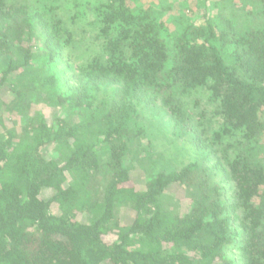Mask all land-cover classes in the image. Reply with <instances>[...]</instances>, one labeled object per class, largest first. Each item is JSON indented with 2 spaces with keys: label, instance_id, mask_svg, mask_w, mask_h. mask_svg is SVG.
I'll return each instance as SVG.
<instances>
[{
  "label": "trees",
  "instance_id": "1",
  "mask_svg": "<svg viewBox=\"0 0 264 264\" xmlns=\"http://www.w3.org/2000/svg\"><path fill=\"white\" fill-rule=\"evenodd\" d=\"M201 1L200 19L180 16L164 36L155 11L133 0H102L76 29L61 25L58 6L0 0V264H264V166L251 159L264 0L244 10L246 24ZM193 90L208 91L217 136L239 137L240 150L139 180L124 165L139 103L162 97L180 124L173 100ZM233 240L238 258L227 254Z\"/></svg>",
  "mask_w": 264,
  "mask_h": 264
},
{
  "label": "rangeland",
  "instance_id": "2",
  "mask_svg": "<svg viewBox=\"0 0 264 264\" xmlns=\"http://www.w3.org/2000/svg\"><path fill=\"white\" fill-rule=\"evenodd\" d=\"M102 0H41L40 4L58 6L56 15L61 19V25L68 29H76L77 26L88 27L87 21L96 16L92 10ZM138 5L151 8L160 18L164 26L162 34H174L180 26V16L188 20L200 19L203 6L201 0H133ZM207 7L212 17L246 24L247 15L245 9L258 8L257 0H207ZM83 14L78 19V14ZM78 19V20H77ZM245 26H240L243 29ZM94 49V47H93ZM63 58L55 60L52 66L59 70L63 65ZM50 64V65H51ZM112 86L101 88L96 101L107 100ZM173 100V104L182 105L185 111V122L177 123L171 112L169 103L162 97H157L152 103H139L138 115L131 123L132 140L129 142V150L124 157V165L135 172L139 180L146 178L148 173L159 171L174 173L190 162L196 161L201 167H212L216 162V156L221 155L225 159L234 156L240 150L239 137H218L220 133L221 118L213 111V104L209 101L208 91L193 90L180 95ZM262 129L259 141L256 142L252 161L264 166V112L261 115ZM196 138L201 140L199 146ZM233 143V147L225 149ZM244 147H248L244 145ZM207 173L212 176V181L220 184L221 193L226 189L225 200H228L231 192L229 185L222 183L218 169L211 168ZM125 208L120 210L123 217ZM240 240H233L228 246L229 257L238 258Z\"/></svg>",
  "mask_w": 264,
  "mask_h": 264
}]
</instances>
